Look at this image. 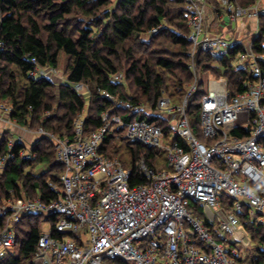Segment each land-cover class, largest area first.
<instances>
[{
  "label": "built area",
  "instance_id": "2783aa9c",
  "mask_svg": "<svg viewBox=\"0 0 264 264\" xmlns=\"http://www.w3.org/2000/svg\"><path fill=\"white\" fill-rule=\"evenodd\" d=\"M183 1L188 28L184 38L191 45L187 67L193 81L186 87L187 94L181 103L173 102L167 94L158 100L154 114L166 119L167 133L144 119L124 121L119 115L104 112L102 125L85 135L86 109L76 115L71 138L54 136L43 127L35 131L23 127L54 143L56 159L63 165L59 176L62 189L49 202L40 197H21L2 203L0 263L11 252L15 226L26 214L57 218L53 226L43 222L34 264H238L237 250L214 238L209 225L215 220L219 221L220 230L231 235L232 241L251 247L240 216L247 207L249 220L264 224V55L253 51L264 7L241 8L235 0H218L230 24L256 20L255 29L244 37L245 43L238 37L208 33L207 0ZM210 11L216 19L223 16L215 6ZM163 27L153 28L149 36ZM236 48L241 50L233 65L247 68L252 81L245 84V91L231 96L225 79L207 80L199 102L201 138L198 139L188 115V98L200 83L195 55L207 52L220 60ZM31 63L33 78L59 77L57 70L40 68L35 59ZM110 78L114 83H124L120 73ZM74 89L88 94L82 84H76ZM103 94L131 114L151 112L141 102L118 101ZM10 115L11 108L0 104V125L3 130L10 126L15 131L18 124ZM235 128L247 130L248 137L232 136L230 131ZM117 130H123L130 142L149 149H165L169 170H156L155 164L149 166L144 154L129 168H123L116 158L101 154L104 139ZM25 137L8 136V152L0 158V169L16 158L13 148L17 144L23 146L17 152L20 158L36 159V153L23 145ZM166 137L170 144L165 146ZM133 174L143 177L147 184L131 187ZM224 197L231 200L228 211L221 207ZM200 205L204 208L202 215L197 210ZM79 231L85 232L88 240L83 235L76 236ZM239 233H243L247 242ZM261 249L264 252V245Z\"/></svg>",
  "mask_w": 264,
  "mask_h": 264
},
{
  "label": "trees",
  "instance_id": "16d2710c",
  "mask_svg": "<svg viewBox=\"0 0 264 264\" xmlns=\"http://www.w3.org/2000/svg\"><path fill=\"white\" fill-rule=\"evenodd\" d=\"M235 1L246 7L255 0ZM207 3L218 5L217 0ZM184 6L183 0H0V101L11 108V119L19 126L43 127L59 137H72L73 121L83 109L85 135L102 125L104 112L119 115L124 121L144 119L167 133L166 119L154 114L157 102L168 94L171 84L185 88L193 79L187 67L191 45L184 38L188 33ZM259 23L253 51L264 55L263 16ZM159 25L164 27L149 36ZM240 50L233 49L220 60L213 59L210 53L198 52L194 61L199 75L225 79L231 96L245 91L251 75L233 65ZM61 54L68 62L63 72L65 82L58 86L52 81L54 78L30 75L32 59L40 68L58 70ZM117 73L122 74L123 84L110 80ZM76 84L87 87L88 94L76 92ZM104 92L118 101L141 102L151 112L138 118L105 97ZM198 110L199 104L188 107L194 127ZM122 133L117 130L107 135L99 152L112 157V144L124 140ZM230 134L243 139L249 132L235 128ZM7 140L5 132L0 140V158L8 152ZM125 145L131 155V167L142 154L149 166L156 164L158 150L130 141ZM21 147L17 144L13 148L16 158L0 169V203L21 197H40L43 202L56 199L62 189L59 176L63 165L56 159L54 143L47 137L35 140L31 150L36 159L32 161L17 155ZM40 168L42 171L37 173ZM129 184L132 187L147 181L133 174ZM197 210L203 214L201 207ZM240 219L256 253L252 264H264V224L251 222L246 213ZM56 221L52 215H23L15 226L14 246L0 264H34L43 222L53 226ZM237 261L239 264L240 259Z\"/></svg>",
  "mask_w": 264,
  "mask_h": 264
},
{
  "label": "rangeland",
  "instance_id": "374dc122",
  "mask_svg": "<svg viewBox=\"0 0 264 264\" xmlns=\"http://www.w3.org/2000/svg\"><path fill=\"white\" fill-rule=\"evenodd\" d=\"M235 4H237V6L241 7V5L238 2H235ZM210 8L213 6L211 4ZM264 7V6H261ZM220 8H222L221 5H218V9L220 10ZM244 8V7H241ZM223 22H226V26H231L232 28L235 27V23H232L231 25L229 23V17L227 14H224V20ZM263 22V21H262ZM222 23V19H219V21L217 22V24ZM262 24V23H261ZM233 25V26H232ZM67 57L63 54H61L60 56V63H59V69L58 71V76L59 77H54V79H52V81L55 82L56 85H60L61 83L66 81L65 76L63 75V72L65 71V68L67 66ZM212 78V76H204L202 74L199 75L200 78V83L197 86V91L195 93H193L189 98H188V106L189 107H194L196 104H199L201 97L203 96V94H205V87L207 84V80L209 78ZM193 81V79H192ZM191 84V83H190ZM187 94V88H179L176 87L175 85L171 84L168 90V96L170 98H172L173 102H177V103H181L184 98L186 97ZM86 96V95H85ZM0 104H4L6 105V103L1 102ZM147 113H139L137 114V117H141V115H144ZM198 115V114H197ZM167 124V123H166ZM16 131L10 130L11 127L7 126L5 127V129L3 130L2 126L0 125V134L2 135V132H9L7 133V135L9 136V138H13V139H17L18 136L21 137V134L26 135V137L29 136V138H22L23 140V145L25 146L26 149H30L32 148V144L35 140H37L40 136L36 135L34 133H29L27 131L24 130V128L22 126H15ZM28 127V126H27ZM30 127V126H29ZM39 128V127H37ZM37 128H30L32 131H35ZM14 129V130H15ZM18 130V131H17ZM192 131L194 133V135L200 139V128H199V119L197 118L196 121V127H192ZM122 138L124 140H116L115 142H113L112 146L115 149V153L111 154L112 157L109 158H116L117 160L120 161L121 165L123 168H129L131 167V155L130 152L128 150V148L125 145V142H129L128 137L125 136V132L123 131V133L121 134ZM169 137V136H168ZM168 137H166L164 139V145H169L170 141L168 140ZM29 139V140H28ZM159 153V157L157 158L156 164H155V169L156 170H166L168 171V165H167V154L168 152L165 149L162 150H158ZM43 169V167H42ZM42 169H38L37 173H40L42 171ZM231 204V200L228 197H224L223 198V203H221V207L224 208L225 210L228 211L229 206ZM2 205V203H0V206ZM201 207V205H200ZM202 210L204 208H201ZM190 210V209H189ZM247 212V207L243 208V213ZM43 225V224H42ZM219 221L215 220L213 223H211V231L214 235V238L218 241H225L227 243V245L231 248H234L235 250H237V252L240 255V262L239 264H252L253 259L256 256V253L253 251L252 247H248L246 248L245 246H243L241 243H236L234 241H232V237L229 233L224 232L222 230L219 229ZM44 229H46L47 226H43ZM76 236H84L86 238V240H88V236L85 234V232L79 231L75 234ZM75 235H73L72 237L74 238ZM107 264V262H106ZM113 264V263H111ZM122 264V263H121ZM123 264H130V263H123Z\"/></svg>",
  "mask_w": 264,
  "mask_h": 264
},
{
  "label": "crops",
  "instance_id": "0c3cea01",
  "mask_svg": "<svg viewBox=\"0 0 264 264\" xmlns=\"http://www.w3.org/2000/svg\"><path fill=\"white\" fill-rule=\"evenodd\" d=\"M217 3H218V0H217ZM218 5H219V3H218ZM218 5H217V7H218ZM252 5L264 6V0H255ZM246 7H248V6H246ZM206 8H207V16H206L207 30H208V33H210L211 35H218V34L221 35L222 34L225 37H238L240 40H242L243 42L246 43V41H244L245 40L244 37L249 36L250 33L255 29V26L257 24L255 19H252V20H245L244 19V20H239L238 22H236L235 27H233V28L231 26H226V22H223V20H224L223 8H220V10H219L220 13H222V15H223L222 17L219 18V19H222V23L217 24L219 19H216V17H214L212 15V13L210 11V5L208 3H207ZM259 24L260 23H258V25ZM228 25H231V24H228ZM258 28L260 29V26ZM246 70H247V72H249L247 68H246ZM0 103H1V101H0ZM25 138H29V136L25 137Z\"/></svg>",
  "mask_w": 264,
  "mask_h": 264
},
{
  "label": "bare ground",
  "instance_id": "6f19581e",
  "mask_svg": "<svg viewBox=\"0 0 264 264\" xmlns=\"http://www.w3.org/2000/svg\"><path fill=\"white\" fill-rule=\"evenodd\" d=\"M199 71H200V70H198V72H199ZM199 73H201V72H199ZM239 232H240V231H239ZM238 236H239V237H241L242 239L244 238V235H243V233H239V234H238ZM244 241H246V242H247V240H245V238H244Z\"/></svg>",
  "mask_w": 264,
  "mask_h": 264
}]
</instances>
